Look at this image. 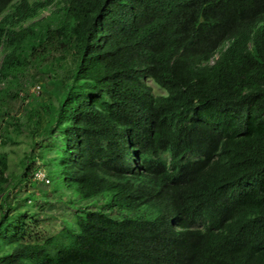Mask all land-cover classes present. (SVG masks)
<instances>
[{"label": "trees", "instance_id": "1", "mask_svg": "<svg viewBox=\"0 0 264 264\" xmlns=\"http://www.w3.org/2000/svg\"><path fill=\"white\" fill-rule=\"evenodd\" d=\"M0 54L32 139L20 174L0 150V264H264V0H0ZM42 168L108 209L43 236L10 200Z\"/></svg>", "mask_w": 264, "mask_h": 264}, {"label": "rangeland", "instance_id": "2", "mask_svg": "<svg viewBox=\"0 0 264 264\" xmlns=\"http://www.w3.org/2000/svg\"><path fill=\"white\" fill-rule=\"evenodd\" d=\"M52 10L54 9V6H50ZM49 14V10L44 11L42 15L39 17H43L45 15ZM3 58V54H0V63ZM34 71V70H33ZM23 78H21L22 80ZM31 82L32 84L28 83ZM148 84L152 85L154 88V91L156 94H163L166 92V90L160 86H158L154 81H152L151 78L147 79ZM23 84V92L26 94H36L40 95L38 93H35L33 91V88H35L37 85H41L42 83L40 82V79L37 77L35 81H31L29 78L27 80H22ZM7 85V83H0V90L4 92V87ZM20 86L16 87L15 89L19 88ZM21 87V88H22ZM20 88V89H21ZM20 91V92H22ZM6 101L8 103V107L10 108V114L12 116H17V117H23L26 109L28 107V101L31 100V97H29L25 102H23L22 99L18 98H12L6 97ZM5 107V106H3ZM10 119V118H8ZM1 124V123H0ZM5 127V128H4ZM8 131L10 133H8ZM8 136L11 137V139L8 138ZM2 140H6L4 143H1ZM31 143L32 139L29 133L27 131L23 132H16L14 129L13 125H10L6 129V125L4 124L3 128L0 131V150L7 153L9 157V173L12 174H20L22 172V163L21 160L24 158L26 153H28L31 149ZM53 152H47V155H52ZM193 158H196V156H190ZM41 166L48 172L49 174V169L46 165ZM42 168V170H44ZM44 170V171H45ZM19 177V176H16ZM33 183L34 185H32ZM10 200H15L17 199L18 201H21L29 194L35 193L37 196L36 198H32V201H29V206L35 210V212H39V215H42V218H39V215L35 214V218L38 219L39 222V232L43 236H51V235H56L60 232V230L70 222L72 225H75L76 223V216L75 212H77V208L80 207H87V208H93V209H108V207L105 206L107 199L102 196H96L90 199H82L80 196L72 193V191H67V190H62V191H54L52 188L51 183L50 184H43L41 181L40 182H34V179L32 178L29 183L23 185L19 189L12 188L10 190ZM71 198L72 200L68 201V199ZM48 202L45 203V202ZM41 204L44 205V212L48 215H44L43 212L40 211V206ZM146 205L140 207V209L145 208ZM143 212H145V209H142ZM116 212H122V214L116 213ZM114 212V215L116 216H121V215H127L129 212L127 210L124 211H116ZM137 211H135L136 213ZM134 213V214H135ZM132 214V216L134 215ZM143 215V214H142ZM145 216V215H143Z\"/></svg>", "mask_w": 264, "mask_h": 264}, {"label": "built area", "instance_id": "3", "mask_svg": "<svg viewBox=\"0 0 264 264\" xmlns=\"http://www.w3.org/2000/svg\"><path fill=\"white\" fill-rule=\"evenodd\" d=\"M41 85H37L35 88H33V91L35 93H38L40 94L41 93ZM35 178L39 181H46V182H49V178L47 176V173L42 170V169H39L35 172Z\"/></svg>", "mask_w": 264, "mask_h": 264}, {"label": "clouds", "instance_id": "4", "mask_svg": "<svg viewBox=\"0 0 264 264\" xmlns=\"http://www.w3.org/2000/svg\"><path fill=\"white\" fill-rule=\"evenodd\" d=\"M42 88V87H41ZM42 90V89H41Z\"/></svg>", "mask_w": 264, "mask_h": 264}]
</instances>
